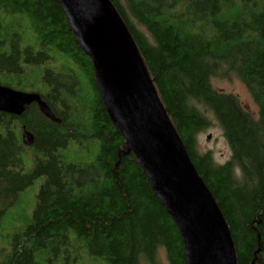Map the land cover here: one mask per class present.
I'll return each instance as SVG.
<instances>
[{
  "label": "trees",
  "instance_id": "obj_1",
  "mask_svg": "<svg viewBox=\"0 0 264 264\" xmlns=\"http://www.w3.org/2000/svg\"><path fill=\"white\" fill-rule=\"evenodd\" d=\"M217 202L237 264H264V0H108ZM236 75L254 118L212 80ZM0 85L39 93L0 113V264H187L181 229L103 101L92 58L58 0H0ZM212 113L232 151L198 135ZM24 128L35 145L23 144Z\"/></svg>",
  "mask_w": 264,
  "mask_h": 264
},
{
  "label": "water",
  "instance_id": "obj_2",
  "mask_svg": "<svg viewBox=\"0 0 264 264\" xmlns=\"http://www.w3.org/2000/svg\"><path fill=\"white\" fill-rule=\"evenodd\" d=\"M92 58L103 101L185 240L187 264H237L224 216L191 162L143 62L108 0H58ZM32 104L57 123L39 93L0 85V113L21 117ZM211 139V136L208 138ZM23 144L35 145L24 128Z\"/></svg>",
  "mask_w": 264,
  "mask_h": 264
},
{
  "label": "rangeland",
  "instance_id": "obj_3",
  "mask_svg": "<svg viewBox=\"0 0 264 264\" xmlns=\"http://www.w3.org/2000/svg\"><path fill=\"white\" fill-rule=\"evenodd\" d=\"M212 83L217 90L237 96L250 114L254 118H259L258 105L252 98L247 86L236 75L216 77ZM208 116L211 125L199 133L198 149L201 154L211 153L218 165H224L231 161L232 151L215 116L212 113H209ZM209 136H211L210 140L208 139ZM161 262L168 264L165 254H162Z\"/></svg>",
  "mask_w": 264,
  "mask_h": 264
}]
</instances>
